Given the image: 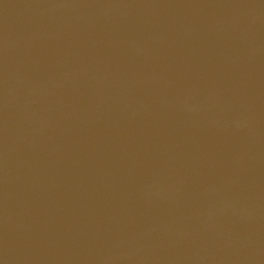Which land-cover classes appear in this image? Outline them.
<instances>
[{
  "label": "water",
  "instance_id": "water-1",
  "mask_svg": "<svg viewBox=\"0 0 264 264\" xmlns=\"http://www.w3.org/2000/svg\"><path fill=\"white\" fill-rule=\"evenodd\" d=\"M0 264H264V0H0Z\"/></svg>",
  "mask_w": 264,
  "mask_h": 264
}]
</instances>
